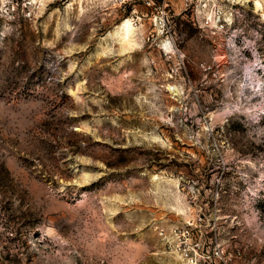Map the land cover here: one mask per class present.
<instances>
[{"label": "rangeland", "instance_id": "1", "mask_svg": "<svg viewBox=\"0 0 264 264\" xmlns=\"http://www.w3.org/2000/svg\"><path fill=\"white\" fill-rule=\"evenodd\" d=\"M200 210L264 264V0H0V264H183Z\"/></svg>", "mask_w": 264, "mask_h": 264}, {"label": "built area", "instance_id": "2", "mask_svg": "<svg viewBox=\"0 0 264 264\" xmlns=\"http://www.w3.org/2000/svg\"><path fill=\"white\" fill-rule=\"evenodd\" d=\"M213 232L214 224L201 210L196 217L159 227L161 238L183 264H227L233 254Z\"/></svg>", "mask_w": 264, "mask_h": 264}, {"label": "bare ground", "instance_id": "3", "mask_svg": "<svg viewBox=\"0 0 264 264\" xmlns=\"http://www.w3.org/2000/svg\"><path fill=\"white\" fill-rule=\"evenodd\" d=\"M257 5H258V6H260V4H259V3H257Z\"/></svg>", "mask_w": 264, "mask_h": 264}]
</instances>
